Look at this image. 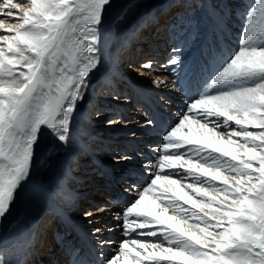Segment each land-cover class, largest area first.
Segmentation results:
<instances>
[{
    "label": "rangeland",
    "instance_id": "rangeland-1",
    "mask_svg": "<svg viewBox=\"0 0 264 264\" xmlns=\"http://www.w3.org/2000/svg\"><path fill=\"white\" fill-rule=\"evenodd\" d=\"M184 1L60 0L55 15L61 12L64 15L56 16L58 22L52 26L46 23L44 15L30 18L28 0H0V69L6 78L5 84L0 85V238L3 237L0 244L13 240L9 248H5L7 250L0 247V257H13L19 248L14 241L15 229H10L14 221H20L19 229L36 223V230L37 220L43 214L51 216L53 222L61 215L64 218H61L62 229L76 232L72 223L65 221V216L51 208L36 214L24 195L18 199V202L23 201L17 207L19 211H12L10 215L11 198L21 182L29 183L30 173L34 172L31 162L36 157L42 167L39 165L36 175H32L42 186L55 188L59 179H63L61 169L68 165L72 169L73 175L65 179H69L78 193L71 192L70 198L59 194L53 200L84 217L80 233H88L85 224L93 230L89 243L97 245L93 247L95 251L90 244L86 245L93 252H101L98 264H227L221 256L224 251L239 252L244 264H264V0L262 5V0H252L241 12L231 4L233 8L227 19L230 21L239 14L244 17L243 22L231 31L233 46L228 43L227 57L225 54L220 62L212 52H208L203 61L198 57L201 61L200 74L196 76L197 79L200 76L199 82H192L195 76L191 79L189 74L191 59L201 50V35L205 31L206 22L202 23L201 19L204 0H195L193 7L196 8L189 11ZM208 1L216 9L224 10L216 0ZM157 6L159 12L149 13L145 19L148 31L143 33L145 29H136L131 34L136 25L141 28V15ZM176 9L185 15L178 26L183 31H173L171 36L170 32L157 35L166 37L165 51L162 58L155 57L157 64L149 68L152 76L146 78L147 83L160 84L157 88L164 90L152 92L158 98L156 105L146 101L152 93L143 92L140 96L136 88L119 83L116 89L119 92L112 95L113 100H103L102 107L96 106V115L101 114L97 131L102 135L114 131L109 128L113 121L120 129L110 143L95 140L103 143L102 150L97 153L110 161L106 167L112 169V175H108L111 170L104 172L95 158L90 162L89 171L83 166L74 168L83 155L88 154L86 148L69 163L68 142L65 146L60 144V152L48 148L46 141L55 137L56 128L61 124L59 117L65 116L67 109L73 106L72 119L67 126L71 129L78 123H85V117L95 108V99L89 100L84 93L87 86L80 79L81 70L89 59L91 67L87 68L92 70V85L97 81L96 74L100 73V54L114 61L121 49L129 48L128 56L138 49L140 35L146 36L153 31L152 26L164 15V21H159H167L169 31ZM27 24L37 25L49 42L40 40L29 44L26 38L18 37L15 29ZM126 34L128 37L122 48L119 38ZM178 39L181 41L176 44ZM214 41L217 43L210 45L218 46L217 34H214ZM37 44L39 48H35ZM92 50L98 54L91 53ZM1 52L5 53L4 57ZM168 54L176 55L177 62L168 61ZM10 58L14 61H9ZM138 60L136 56L134 62ZM163 65L166 66L162 68ZM184 76L186 78L182 79ZM74 83L79 86L78 91ZM98 85V90L102 87L100 93L109 90L106 84ZM71 90L75 94L71 92L70 95ZM147 105L154 109L152 113ZM198 105L205 108L195 109ZM157 109L159 115H156ZM2 112H11V117ZM117 142L122 148L117 147ZM211 143L229 148L230 155L235 146L245 154L252 149L263 161L253 160V168L249 167L230 155L222 157V152L217 153ZM141 144H146L145 148L139 147ZM45 153L49 156L44 159L54 162L52 171L43 163L45 160H41ZM147 153L150 158L146 161ZM41 188L39 192L44 194L47 187ZM95 194H101L98 200ZM55 225L50 234H46V242L54 250L55 242H51L50 235L56 238V232L60 231ZM73 238H68L70 244ZM31 247L26 244L24 249ZM78 249V259L81 255L85 257L86 254ZM57 250L53 255H61ZM37 258L41 257L31 260Z\"/></svg>",
    "mask_w": 264,
    "mask_h": 264
},
{
    "label": "bare ground",
    "instance_id": "bare-ground-1",
    "mask_svg": "<svg viewBox=\"0 0 264 264\" xmlns=\"http://www.w3.org/2000/svg\"><path fill=\"white\" fill-rule=\"evenodd\" d=\"M28 1H29L28 7L30 8V10L32 12L31 15H30V18H35L37 15H42V16L44 15L46 23H49V24H51L53 26L54 22H58V21H56L55 17L56 16H60V18H61L64 15L63 12H61L60 14L55 15V10L57 9L56 5H57V3L60 0H28ZM216 1H217V3H219V5H221L224 8V10L216 9L215 7H213L209 3L208 0H206V2H205V0L203 1L204 2V6H203V9H202V18L201 19L203 20L202 23L206 22L205 23V31L201 35L202 36V42L199 45V47H201L200 48L201 50L192 57L193 59H191L192 67H191V72L189 74V77L192 79V77L195 76L194 77L195 79H193L192 82H194V81L197 82V80L199 82L200 76H199L198 79L196 77L197 74L198 75L200 74V72H199L200 65L199 64H200L201 61L205 60L204 58L208 54V52H212V54L215 55V59L217 58L216 60L219 61V62L224 57L225 54H226V57L228 56V52H230L228 43H229V45L233 46L231 44V41H230L231 36H232L231 35V31L235 30V28L238 27V25L241 23V21L243 22V19H244V17H242L239 14H237L234 17V19L231 18L230 21L227 19V18H229L228 17L229 16V12L232 11V8H233V6L231 4L236 5L237 11L241 12L243 10L241 8H246L247 4L250 5L252 3V0H234V1L233 0H216ZM262 3H263V0L261 2V5H262ZM194 5H195V0H185L184 1V6H186V8H185L186 11L194 10L196 8V7H193ZM158 7L159 6L151 8L149 11L147 10L148 12L145 15H141V18H142L141 21H140L141 28H138L139 25H136L134 28H132V31L130 33L133 34L136 31V29H138L139 31L140 30L143 31V29H145L143 33H145L146 30L148 31L149 27L146 29V26H144V24L146 23L145 19L147 18V15L149 13H152V14L153 13H158L159 12V10L157 9ZM250 11H252V10H250ZM161 16H162V14H161ZM184 17H185V15L182 14L181 10L178 11V9H176L175 15L173 17H171V21L170 22H171L172 26L170 27L169 31L166 28V27H169V25L165 24L167 21L164 22V23L160 22L164 18H166V16L164 15V16L160 17V19H159L160 21L158 20V23L156 22L154 25L152 24L153 26L151 25L153 31H151L150 33H146V36L145 35H140L141 41L137 43L139 45L138 49L132 51L128 56H127V52L126 51H129V48L123 49V50L121 49V52L118 53L119 57L114 58V61H110L108 59V57H106V55H101L100 54L98 56V68L100 69L99 70L100 73L96 74L95 78H97V81L93 82L92 85H91V82H90L91 79H92V77H91L92 70L87 68V67H91V62H90V59H89V56H88L89 61L85 65V68L81 70L82 75L80 76L81 77L80 79L82 81L84 80L83 84L85 83L86 86H87V88L84 91V93L87 95V97L88 96L90 97L89 100L95 99L94 102H93L94 103L93 106L95 108L92 109V111H91L92 114L91 115L85 117V120H84L85 123H78V124H76L74 126L72 125L73 127L71 129H68L67 126H69L70 121L72 119L71 118L72 117V113L74 112L73 106L71 107V109H67V112H66L65 116L59 117L61 119V124L59 123V126L56 128V133L55 134L53 133L55 135V137L52 136L51 139H48L46 141L45 145L48 148H50L51 150H55V151L60 152L61 151L60 144L63 143L64 144L63 146H65V144L68 142V150H69L68 163L74 161L76 159L77 154H79L83 148H86L88 154L83 155V157L79 161L80 162L79 164H76L77 162H75L76 165L74 164L75 165L74 168L80 169V167L83 166V169L86 168V170L89 171L92 168L90 164L92 163L93 158H95L96 161H97L96 163H98L100 165V168L102 167L104 172L105 171L107 172L108 170H111V171H108L109 172L108 175H112V173H113L112 169L106 167V165L109 164L110 161L107 158H105V157L103 158V156L101 154L97 153V151L100 152L102 150V148H103L102 144L103 143L102 142H96L95 140L98 139L100 141L102 139V140L105 141V143H110L112 141L113 136H117V132L120 129H118L119 127H117V126H119L117 124V122L113 121L110 124V126L109 125L108 126H109V128H113L114 131H106L105 132L106 135H104V134L102 135V133L100 131H97L100 128V125H98L99 124L98 123V119H99V117H101V114L96 115V112H97L96 106L102 107L100 102H103V100L104 101L113 100L112 95L113 94L117 95L118 92H119V91L116 92V89L119 88V85H118L119 83H124L125 86H127L128 88H136V90H139L138 94H140V96L144 95L143 92L152 93V92H155V90H160V88L159 89L157 88V86H159L160 84L159 85H156L155 83L154 84H149L146 81L147 76H150V77L152 76L149 73L150 66L157 64L154 61V59H156L155 57L159 56V58H162L163 54H164V51H165V49L163 48L164 47L163 45L167 42V39L163 35H161L160 37L159 36L157 37V35H159L160 32H162L163 34H165L166 32H170V36H171L173 34L172 33L173 31L174 32L183 31V29L179 28L178 26L182 22ZM187 21H188V19H187ZM15 30H16V35L18 37L26 38L25 40H28L29 44H35L34 43L35 41H40V40H45L46 42H49L48 36L45 35L42 32H39V27L37 25L27 24L25 27H21L20 26V27L16 28ZM236 31H238V29H236ZM214 34L218 35L220 42H218V46L214 45L212 47L210 45L211 43L212 44H216L217 43V41H214ZM127 37H128V34H126L125 36L119 38L120 42H118V43L122 46V48H124L125 40L127 39ZM180 41L181 40L178 39L176 44H178ZM181 42H184L183 43V45H184L185 42H186V38H184ZM152 44L154 45V47H152ZM38 46L39 45L37 44L35 46V48L36 47L39 48ZM177 50H178V48H177ZM93 51L94 50H92L91 53H93ZM123 52H125V53L124 54H120V53H123ZM193 53H195L194 50H193ZM1 54L4 57L5 53L1 52ZM94 54L97 55L98 51L95 50ZM136 56H139V60L137 61V63H139V64L134 62V60L136 59ZM168 56H170V59L168 61L172 62V61H176L177 60L176 59L177 57L175 55V57H176L175 58L174 54H172V55L168 54ZM189 56H191V55H189ZM198 57L202 58L201 61L198 60ZM178 59H180V58H178ZM12 60L13 59H11V58L9 59V61H12ZM146 62H152V63H150V65L148 66V65H144ZM161 65H162V63H161ZM161 65H160V67H161ZM183 65H184V63L182 64V66ZM165 66L163 65L162 68L165 67ZM178 69H179V66H178ZM156 72H157V70H156ZM179 72H180V70H179ZM185 72H186V70H185ZM181 73H182V71H181ZM175 74H177V73L175 72ZM186 75L188 76V74H186ZM85 76H86V78H85ZM161 78H163V77H161ZM184 78H186V77L185 76L182 77V79H184ZM190 78H189V80H190ZM5 80H6V78L4 77V74L2 73V71L0 69V85L5 84ZM162 80H164V79H162ZM166 80H167V78H166ZM178 80L181 81L180 79H178ZM186 80H188V79H186ZM189 80H188V82H189ZM168 81H170V80L168 79ZM171 81H173V80H171ZM89 82H90V84H89ZM207 82H208V80H207ZM100 83H103V84H106V86H109L108 87L109 90L108 91H104L103 93H100L101 89H102V87H100L99 90H98V87H99L98 84H100ZM205 84H206V82H205ZM72 85L77 88L76 91H78L80 89L79 86L76 85L75 83L72 84ZM186 86L187 85H185V87ZM3 87L4 86H1V90H3ZM177 87L178 86H176V88ZM24 88L25 87H22L21 90H24ZM174 88H175V86H174ZM160 91H164V90H160ZM180 91H182V90H180ZM71 92H72V94H75L74 90L70 91V95H72ZM98 95H100L102 98H98V97L96 98V96H98ZM146 99H147L146 101L150 102L153 106L156 105L155 103L158 100V98L154 94L153 95H148L146 97ZM62 102H63L62 103V105H63L64 104V100ZM202 106L198 105L197 107H195V109L205 108V107H202ZM0 107H2V106L0 105ZM147 107H148L147 110L151 111L150 113H152L154 109L150 105H147ZM157 111H158V109L155 110L156 115H159V112L157 113ZM2 113L8 115V118L11 117L10 116L11 112H8V113L2 112ZM208 118H210V117H208ZM5 122H6V120H5ZM115 128H117L118 130L115 129ZM116 139L117 140H121L122 138L121 137H116ZM129 139H131V138H129ZM132 139H134V138L132 137ZM116 144H117L118 148H122V144L121 143L117 142ZM145 145L146 144H141V145H139V147H144ZM211 147L214 150H216L217 153L218 152L220 153V151H221L222 152L221 153L222 157H224L226 155H230V153L228 152L229 148L225 149L224 145H222V144H212ZM123 149H125V148H123ZM103 150L105 151L106 149L104 148ZM247 151L246 152L248 154H245L244 151H242L240 147L235 146L234 147V153L232 155H230V156L232 157V159L244 162V163H246L247 166L252 167V168H253V160L254 161L260 160V163L263 161V160H261L259 158L260 157L259 154L255 153L252 149L247 150ZM144 154H146V153H144ZM45 156H49V155H46V153H45V155L41 158V160L42 159L45 160V162H43V163L45 164V166L49 167L48 168L49 171H52V166L54 165V162L52 160L44 159ZM146 157H147V159H146V161H147L150 158V155L147 153ZM215 157H216V155H215ZM33 160L31 162V165L33 166L34 172L30 173L31 178H29L27 180L29 183L21 182L19 188H17L15 190V192L13 194V197L11 198L12 207H11L10 215L12 214L11 213L12 211H13V213L15 211L16 212L19 211V210H17L18 209L17 207L18 206L20 207L23 204V201L21 199L18 202V199L20 198V195H24V197L27 199V201H29V203L31 205H33V207L35 208V213L36 214L37 213L42 214L44 211L52 209L53 211L58 212V213L62 214L63 216H65V221L67 223L68 222L72 223L73 228L76 230V232L78 234L76 232L74 234H73V232H68L67 231L68 229H66L64 231L62 229L61 222H59V221L53 222V221H51V218H52L51 216H48V217L45 216L44 217V214H43V217H41V218H39L37 220L39 223L36 226V228H37L36 230H34V227H35L36 223L35 224L34 223L33 224L32 223L28 224L27 229L26 228L19 229L20 228L19 227L20 221L16 222V221L13 220L14 222L11 223L10 229L11 228L15 229L13 231V233H15L14 241H16V244L19 246V248H16L17 252H16V254L13 257L10 256V255H8V256L3 255V257H0V264H19V263L20 264H38L37 260H33V261L31 260V259H35L36 256L41 257L42 258V259L40 258L41 261L46 260V262H44V264H54V261H57V264H61V263L70 264L71 263L70 260H71L72 257H75V259H78V255L80 253L77 254L78 253V252H76L77 248H79L78 249L79 251H82V254H84L88 250V255L93 254V255H95L97 257V258L91 257L89 260L87 259L88 255H86L85 257H81L82 259L79 257V259H78L79 261L77 260V262L79 264H96V261L98 263V261H100V259L102 258L101 252L98 251V250H96V252H93V250H91V248H89L86 245L87 243H82V244L79 243L80 237H81V239L87 240L88 243H89L90 242L89 240H91L92 235H93V233H92L93 230L90 229V226L86 225V224H85V226L87 228L86 227L85 228L87 229L88 233L86 235H82L80 233V231L83 228L80 225H81V222H82L84 217L81 214H75V213L73 214L72 211L67 210L68 208L66 206H60L56 201L53 200V197H59L58 196L59 194L62 195V196H66L67 198H70L71 192L72 193L73 192H77L78 193L79 190H77L76 188H74V186L69 184V182H70V181H68L69 179L68 180L65 179L68 176L73 175L72 169L69 167V165L68 166H64L63 169H61L62 173H63V179L60 178L59 181L60 182H62L63 180L64 181L62 183L57 182L55 184V188L54 187H49L46 184V182H45V184L47 186H44V185L42 186V185H40L39 180L37 178H35L34 175H32V173H34L36 175L35 170L40 168V167H42L41 161H40V159H37L36 157L33 158ZM39 165H40V167H39ZM71 165H73V163H71ZM142 167H145V166H142ZM254 167L256 168V166H254ZM133 169H134V167H133ZM138 169H142V168H138ZM260 170L262 171V169H260ZM260 173H263V172H260ZM118 174H120V173H118ZM147 174L152 175V172L149 173L147 171ZM82 177H84V176L82 175ZM91 177H94V176L91 175ZM69 178H71V177H69ZM95 178L96 177H94V179ZM32 185L34 187H36V189L33 188ZM41 187H47L46 188V192L44 194L39 192V191H42ZM88 190H90V189L88 188ZM99 196H101V194H95L94 198L96 200H98ZM246 198L249 200V202H251L253 204V200L250 198V196L249 197L247 196ZM243 200H244V197H243ZM247 205H248V202H247ZM71 212H72V214H71ZM61 218L64 219L62 216H61ZM54 223H56V225H55L56 229L59 230V228H60V231L56 232V234H55L56 238L54 237V235H50L51 242H55L54 243V247L58 248V250L61 251V255L59 253H57L56 255L53 256V260H51L50 258H48L47 255H49L50 253L55 254V250L52 247L50 248L48 242H46V239H47L46 234H50L49 231L51 230V228H55L54 227ZM232 225L234 227H237L235 224H232ZM90 233H92V234H90ZM71 236H74V238L72 239V241H71L72 243L70 244L68 242V238H70ZM2 238L3 237H1L0 239H2ZM30 238L31 239L34 238L33 241L32 240L30 241ZM56 239H57V242L55 241ZM12 241L13 240H11L9 242L3 241L0 244V247L1 246L4 247L2 250H7L5 248H9V245L11 244ZM67 242H68V245H67L68 247H65V244H67ZM26 244H31V246H32L31 249H24ZM95 245H93V247H95ZM71 247L73 249H71ZM74 248H76V249L74 250ZM99 250H101V249H99ZM221 256L223 257L224 261L227 264H244L243 256L239 252L232 253L231 251H224V252L221 253ZM159 258L161 259V257H159ZM205 263H207V262H205ZM73 264H77V263H73Z\"/></svg>",
    "mask_w": 264,
    "mask_h": 264
}]
</instances>
